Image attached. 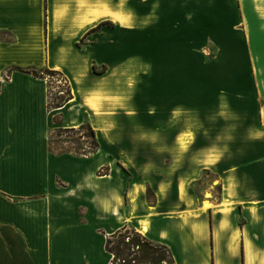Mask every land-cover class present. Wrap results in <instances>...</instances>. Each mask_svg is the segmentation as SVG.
Here are the masks:
<instances>
[{
    "label": "crops",
    "instance_id": "0c3cea01",
    "mask_svg": "<svg viewBox=\"0 0 264 264\" xmlns=\"http://www.w3.org/2000/svg\"><path fill=\"white\" fill-rule=\"evenodd\" d=\"M52 112L98 149L51 151ZM123 226L175 264H264V0H0V264H107Z\"/></svg>",
    "mask_w": 264,
    "mask_h": 264
},
{
    "label": "trees",
    "instance_id": "16d2710c",
    "mask_svg": "<svg viewBox=\"0 0 264 264\" xmlns=\"http://www.w3.org/2000/svg\"><path fill=\"white\" fill-rule=\"evenodd\" d=\"M104 24L108 26H113L111 22H101L96 27L92 28L90 31L100 29ZM16 68H11L7 70V75ZM20 69V68H18ZM26 73L32 74L34 76H38L41 78H45L44 74L55 77V80H63V84H61L64 89L61 91V95L57 98L58 105L62 106L67 102L71 97V90L68 83V80L63 76V74L57 70L52 69H37L35 67H27L25 69H20ZM93 70L96 73H101L105 70L103 67L100 71L96 70L93 66ZM47 106L49 107V95L51 94L49 88V82L47 81ZM68 130V131H77L84 130L85 132L82 134L85 137L91 138V145L89 152H95L99 143L95 137V131L90 126V124L86 121L80 124L77 128H59V131ZM61 152H73L77 154H86L79 153L74 150H66ZM126 226L121 227L116 230L109 236H107L105 240V252L109 256V261L107 264H175L173 260V256L169 250V248L163 244L154 243L148 240L142 233L136 231L131 228V231L128 230Z\"/></svg>",
    "mask_w": 264,
    "mask_h": 264
},
{
    "label": "rangeland",
    "instance_id": "374dc122",
    "mask_svg": "<svg viewBox=\"0 0 264 264\" xmlns=\"http://www.w3.org/2000/svg\"><path fill=\"white\" fill-rule=\"evenodd\" d=\"M214 45H211L209 49H203L199 50L201 54L205 56L206 59H213L215 58V49L213 47ZM197 53V52H195ZM6 75V73H5ZM47 81L49 82V88L51 94L49 95V110H52L54 108H57L58 101L56 97L62 96L61 91H63L64 87L58 83L55 77H52L50 75L44 74ZM61 123V116L59 114L51 113V130H50V149L53 152H61L66 150H76L79 153H88L90 151V145H91V138L85 137L82 135L85 131L84 130H77V131H68L63 130L59 131V128H63L60 125ZM207 171H203V176L206 177ZM207 178H211V176H208ZM199 185V182L196 183L194 186L197 188ZM214 191L217 193L216 188ZM131 231V228L128 229ZM93 238V245L97 247L98 244V238L92 236ZM99 258V251H91L89 254V262L91 264H95ZM167 264V263H165Z\"/></svg>",
    "mask_w": 264,
    "mask_h": 264
},
{
    "label": "built area",
    "instance_id": "2783aa9c",
    "mask_svg": "<svg viewBox=\"0 0 264 264\" xmlns=\"http://www.w3.org/2000/svg\"><path fill=\"white\" fill-rule=\"evenodd\" d=\"M57 82L60 84H63V82H65V81L63 80V82H62V80H57Z\"/></svg>",
    "mask_w": 264,
    "mask_h": 264
}]
</instances>
